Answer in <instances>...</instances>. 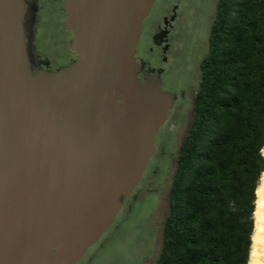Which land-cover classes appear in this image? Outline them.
<instances>
[{"label":"water","instance_id":"95a60500","mask_svg":"<svg viewBox=\"0 0 264 264\" xmlns=\"http://www.w3.org/2000/svg\"><path fill=\"white\" fill-rule=\"evenodd\" d=\"M155 1L66 0L77 58L48 70L0 0V264H76L139 184L177 97L136 61Z\"/></svg>","mask_w":264,"mask_h":264},{"label":"trees","instance_id":"16d2710c","mask_svg":"<svg viewBox=\"0 0 264 264\" xmlns=\"http://www.w3.org/2000/svg\"><path fill=\"white\" fill-rule=\"evenodd\" d=\"M152 264H248L264 171V0H217Z\"/></svg>","mask_w":264,"mask_h":264},{"label":"rangeland","instance_id":"374dc122","mask_svg":"<svg viewBox=\"0 0 264 264\" xmlns=\"http://www.w3.org/2000/svg\"><path fill=\"white\" fill-rule=\"evenodd\" d=\"M212 17L215 0H198ZM164 0H156L151 16H156ZM206 35V34H205ZM66 32L55 16H43L35 36V46L62 66L67 54L63 40ZM208 37V32H207ZM191 46L183 39L177 42L172 61L166 66L165 87H178L188 82L190 72L193 82L188 87L184 105L170 112L168 121L160 128L156 144L162 149L150 158L143 178L136 188L135 197L126 200L111 227L100 237L97 245L88 248L78 264H152L157 258L163 235V222L168 213V193L180 145L192 119L193 96L199 81L197 60L189 65Z\"/></svg>","mask_w":264,"mask_h":264},{"label":"flooded vegetation","instance_id":"af4514ba","mask_svg":"<svg viewBox=\"0 0 264 264\" xmlns=\"http://www.w3.org/2000/svg\"><path fill=\"white\" fill-rule=\"evenodd\" d=\"M65 1L66 0H24V27L29 39L28 45H31L32 41L35 46V36L42 22V17L50 15L55 16L60 28L66 32V41H63L65 43L68 59L64 65H68L77 58V54L69 46L72 33L67 30L65 25L67 16L64 10ZM216 1L217 0H215V4ZM154 4L149 14L142 22L141 35L135 56L137 62H145V68L151 67L155 72L159 70L161 72V88L176 94L177 97L170 111L172 112L177 106H181V104L184 105L188 87L190 83L193 82V74L190 72L188 82L184 85H179L178 87H165L163 76L166 73V66L172 61V56L174 55L177 42L180 38L191 46L188 51V58L191 59L189 65L194 64L197 60H201L206 55L209 46V32L214 14L212 17L210 16L205 10L202 1L198 3V0H164L162 6L156 13L157 15L153 17L151 15L155 8ZM155 40L158 44H155ZM28 54L35 68L41 66L48 70H54L61 67L55 60L50 59L45 54L39 53L36 46L35 52H31L30 49H28ZM32 56L35 58H32ZM139 78L141 80L143 79L142 74H139ZM161 149L162 147L160 148L156 144V150L152 157L156 155L157 150L160 151ZM138 185L136 188H138ZM134 197L135 191L130 194L128 199ZM124 205L125 204H123L121 210L124 208ZM97 244L98 241L95 245ZM78 262L76 264H78Z\"/></svg>","mask_w":264,"mask_h":264},{"label":"bare ground","instance_id":"6f19581e","mask_svg":"<svg viewBox=\"0 0 264 264\" xmlns=\"http://www.w3.org/2000/svg\"><path fill=\"white\" fill-rule=\"evenodd\" d=\"M264 156V146L262 148ZM254 209V231L251 237V249L248 264H264V171L256 188Z\"/></svg>","mask_w":264,"mask_h":264}]
</instances>
